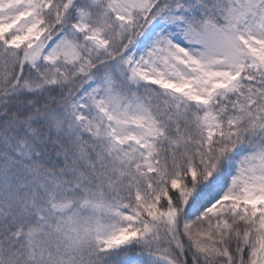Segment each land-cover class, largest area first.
<instances>
[{
    "label": "snow or ice",
    "instance_id": "6c2138e0",
    "mask_svg": "<svg viewBox=\"0 0 264 264\" xmlns=\"http://www.w3.org/2000/svg\"><path fill=\"white\" fill-rule=\"evenodd\" d=\"M0 264H264V0H0Z\"/></svg>",
    "mask_w": 264,
    "mask_h": 264
}]
</instances>
